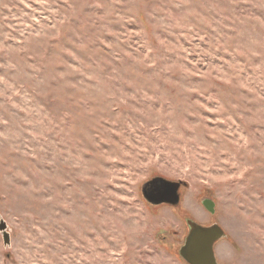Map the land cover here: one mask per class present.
Returning a JSON list of instances; mask_svg holds the SVG:
<instances>
[{"label":"rangeland","instance_id":"1","mask_svg":"<svg viewBox=\"0 0 264 264\" xmlns=\"http://www.w3.org/2000/svg\"><path fill=\"white\" fill-rule=\"evenodd\" d=\"M0 215V264H188L187 218L264 264V0H0Z\"/></svg>","mask_w":264,"mask_h":264},{"label":"water","instance_id":"2","mask_svg":"<svg viewBox=\"0 0 264 264\" xmlns=\"http://www.w3.org/2000/svg\"><path fill=\"white\" fill-rule=\"evenodd\" d=\"M181 181H173L161 176L155 177L142 186L144 197L152 204H170L177 206L180 203ZM188 233L184 243L179 249L180 256L188 264H219L215 245L226 236L224 228L218 224L204 225L192 218L186 220ZM7 225L1 219L0 230L3 232L4 241L10 243Z\"/></svg>","mask_w":264,"mask_h":264},{"label":"flooded vegetation","instance_id":"3","mask_svg":"<svg viewBox=\"0 0 264 264\" xmlns=\"http://www.w3.org/2000/svg\"><path fill=\"white\" fill-rule=\"evenodd\" d=\"M182 186H183V183H182L181 187ZM181 187H180V189H181ZM212 204L213 203H211V201H209V200H207V201L204 202V205L207 207V209H210V210H211Z\"/></svg>","mask_w":264,"mask_h":264}]
</instances>
